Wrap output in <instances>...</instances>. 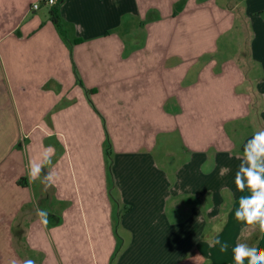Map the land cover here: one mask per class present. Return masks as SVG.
I'll return each instance as SVG.
<instances>
[{
	"label": "crops",
	"instance_id": "obj_1",
	"mask_svg": "<svg viewBox=\"0 0 264 264\" xmlns=\"http://www.w3.org/2000/svg\"><path fill=\"white\" fill-rule=\"evenodd\" d=\"M52 6L0 0V239L12 260L235 264L237 243L264 249L259 226L235 219L251 195L235 185L244 145L264 129V0H63L64 34ZM49 146L46 189L28 165ZM217 236L227 252L209 247Z\"/></svg>",
	"mask_w": 264,
	"mask_h": 264
},
{
	"label": "clouds",
	"instance_id": "obj_2",
	"mask_svg": "<svg viewBox=\"0 0 264 264\" xmlns=\"http://www.w3.org/2000/svg\"><path fill=\"white\" fill-rule=\"evenodd\" d=\"M56 0H49V4L54 5ZM35 7H39L38 4ZM55 154L53 147L45 148L37 159H30L28 165L29 183L41 179V174L45 166L52 165V156ZM57 179L55 171H49L43 175L41 183L45 188L55 184ZM235 185L238 191L243 192L247 188L251 195L241 196L239 207L235 211V219L244 223L248 227L259 226V230L264 233V129H259L244 145L243 158L235 175ZM37 215L46 224L48 213L39 210ZM219 231V230H217ZM209 247L219 245L220 252H227L228 244L222 242L219 237L209 239ZM258 242L251 246L246 243H237L232 249L235 264H264V249L257 246ZM10 264H17L15 259ZM23 264H35L33 259H25Z\"/></svg>",
	"mask_w": 264,
	"mask_h": 264
},
{
	"label": "trees",
	"instance_id": "obj_3",
	"mask_svg": "<svg viewBox=\"0 0 264 264\" xmlns=\"http://www.w3.org/2000/svg\"><path fill=\"white\" fill-rule=\"evenodd\" d=\"M63 2V0H56V3L52 6V8L49 11V15L51 18L52 23L57 27V29L64 34V31L61 27V23L59 21L58 15H57V8L59 7V5H61V3ZM82 86V85H81ZM91 91L90 90H85V93L88 95ZM88 102L90 103V105L93 107L90 99L88 98ZM94 108V107H93ZM109 139L106 136L105 138V148L109 149Z\"/></svg>",
	"mask_w": 264,
	"mask_h": 264
},
{
	"label": "rangeland",
	"instance_id": "obj_4",
	"mask_svg": "<svg viewBox=\"0 0 264 264\" xmlns=\"http://www.w3.org/2000/svg\"><path fill=\"white\" fill-rule=\"evenodd\" d=\"M35 4H39V2L37 1ZM109 148L111 147V143H110V140H109ZM2 239L3 238H1L0 239V249H1V253H0V258L2 259V260H4L2 263H0V264H10V262H11V260H12V258L9 256L10 255V253H8V252H6V250H5V244L2 242V244H1V241H2ZM9 254V255H8Z\"/></svg>",
	"mask_w": 264,
	"mask_h": 264
},
{
	"label": "built area",
	"instance_id": "obj_5",
	"mask_svg": "<svg viewBox=\"0 0 264 264\" xmlns=\"http://www.w3.org/2000/svg\"><path fill=\"white\" fill-rule=\"evenodd\" d=\"M46 3H47L48 5H52V4H49V0H46ZM35 5H36V4L34 3V4L31 6V9H34V10L37 9V7H35Z\"/></svg>",
	"mask_w": 264,
	"mask_h": 264
}]
</instances>
